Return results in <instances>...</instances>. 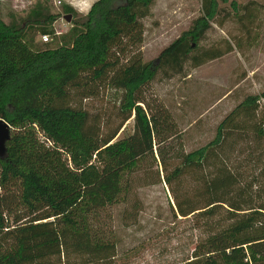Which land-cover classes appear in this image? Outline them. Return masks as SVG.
<instances>
[{"label": "trees", "instance_id": "16d2710c", "mask_svg": "<svg viewBox=\"0 0 264 264\" xmlns=\"http://www.w3.org/2000/svg\"><path fill=\"white\" fill-rule=\"evenodd\" d=\"M200 1L202 14L151 61L138 50L120 61L112 50L122 53L124 43H140V20L153 0H92L59 33L51 25L54 14L39 3L24 19L0 18V117L12 128L0 155V264H73L58 261L72 253L83 256L76 264H98L114 254L113 231L99 220L100 211L126 199L132 172L141 159L153 157V144L171 126L164 108L151 110L142 88L157 71L169 77L187 61L195 66L228 50L200 47L219 12L216 0ZM37 32L49 39L35 40ZM102 83L121 90V121L103 135L84 108L68 101L72 89L82 97ZM259 100L264 103V87L245 94L218 121L211 139L182 153L165 180L185 168H202L233 116L254 111ZM130 116L132 131L115 136ZM263 132L264 119L255 128L258 136ZM213 172L207 171L201 203L174 194L179 215H205L211 223L188 255L172 264H264V198L254 203L234 192L231 170ZM14 196L23 211L10 207Z\"/></svg>", "mask_w": 264, "mask_h": 264}, {"label": "rangeland", "instance_id": "374dc122", "mask_svg": "<svg viewBox=\"0 0 264 264\" xmlns=\"http://www.w3.org/2000/svg\"><path fill=\"white\" fill-rule=\"evenodd\" d=\"M91 1L0 0V18L24 19L34 2L39 3L54 14L51 25L59 33L70 26L71 19L83 16ZM216 3L219 12L209 21L199 45L228 50L195 66L187 61L180 73L169 77L157 71L142 88L151 110L164 108L171 126L163 133L164 140L153 144V157L141 159L132 172L126 199L100 211L99 220L110 224L115 247L114 254L98 264H172L188 255L197 238L209 229L211 220L199 214L179 215L174 194L201 203L199 197L207 171L212 173L218 167L229 169L236 177L234 192L240 191L254 203L264 198V132L261 136L255 133L256 125L264 119L262 100L254 111L233 116L232 125L225 129L223 140L211 150L202 168H185L169 182L164 178L182 153L214 136L218 121L245 94L264 87V0H216ZM66 4L74 11H63ZM67 14L69 19L65 18ZM201 14L200 0H153L149 13L140 20V43L136 46L124 43L122 53L116 52V47L112 52L124 61L138 50L142 60L151 61ZM34 39L43 40L38 32ZM95 90L81 97L72 89L68 101L84 108L88 121L98 125L103 135L121 121L118 112L121 90L103 83ZM34 130L38 138H44L36 125ZM131 131L130 116L115 136ZM12 191L15 193L16 189ZM8 203L13 210L23 211L15 196ZM218 210L225 213L221 208ZM66 259L76 264L83 261V256L72 253L58 261Z\"/></svg>", "mask_w": 264, "mask_h": 264}, {"label": "water", "instance_id": "95a60500", "mask_svg": "<svg viewBox=\"0 0 264 264\" xmlns=\"http://www.w3.org/2000/svg\"><path fill=\"white\" fill-rule=\"evenodd\" d=\"M65 18L69 19V15L67 14ZM10 128V125L2 117H0V155L4 152V143L9 137Z\"/></svg>", "mask_w": 264, "mask_h": 264}, {"label": "built area", "instance_id": "2783aa9c", "mask_svg": "<svg viewBox=\"0 0 264 264\" xmlns=\"http://www.w3.org/2000/svg\"><path fill=\"white\" fill-rule=\"evenodd\" d=\"M41 38H42L43 40H47V39H46V38H47V34H46V33L41 34Z\"/></svg>", "mask_w": 264, "mask_h": 264}]
</instances>
